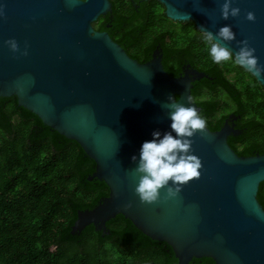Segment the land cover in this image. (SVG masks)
I'll return each mask as SVG.
<instances>
[{
	"label": "water",
	"instance_id": "95a60500",
	"mask_svg": "<svg viewBox=\"0 0 264 264\" xmlns=\"http://www.w3.org/2000/svg\"><path fill=\"white\" fill-rule=\"evenodd\" d=\"M174 21H192L213 34L230 24L236 36L223 42L236 51L247 38L264 65V0H233L239 15L220 16L223 0H157ZM0 96L21 106L64 136L76 140L96 162L89 179L104 180L109 194L93 208L79 210L73 234L87 225L109 233L117 214L144 234L167 242L177 264L211 257L215 264H264V153L239 155L227 137L241 130L226 123L207 125L191 137L200 176L182 185L176 197L141 203L133 189L138 173L130 159L153 129L168 130L167 98L200 106L192 99V78L169 74L154 53L140 62L94 22L112 10L110 0H0ZM251 10L255 20L245 19ZM15 38L13 52L4 41ZM27 48V54L23 50ZM198 72V71H197ZM205 76L198 73L197 77ZM255 79L264 90V72ZM190 98V99H189Z\"/></svg>",
	"mask_w": 264,
	"mask_h": 264
},
{
	"label": "trees",
	"instance_id": "16d2710c",
	"mask_svg": "<svg viewBox=\"0 0 264 264\" xmlns=\"http://www.w3.org/2000/svg\"><path fill=\"white\" fill-rule=\"evenodd\" d=\"M121 6L129 10L132 2L116 0L115 20ZM143 6L151 19H158L153 34L158 33L157 40L164 52H169L173 47L163 35L172 32L170 36L176 41L179 37L175 38L164 5L149 0ZM183 26L186 33L187 30L196 33L186 34L183 42L193 51L192 62L216 79L213 83L204 78L201 86L192 90V98L201 107L200 115L206 125L217 130L229 111L240 114L237 126L242 134L231 140L230 146L239 155L263 154L262 85L231 62L213 64L194 23L190 21ZM126 39L125 36L123 40ZM165 66L170 74H177ZM220 91L231 97L233 105L223 107ZM220 109L223 110L216 121ZM95 169L96 162L76 140L19 105L15 95L0 96V264H177L169 244L147 236L122 214L107 222L109 233L96 230L93 224L79 234L71 232L78 211L93 208L109 194L104 180L89 179ZM257 197L264 207V181ZM213 263L211 257H204L203 263L196 257L190 261V264Z\"/></svg>",
	"mask_w": 264,
	"mask_h": 264
},
{
	"label": "clouds",
	"instance_id": "9594fccd",
	"mask_svg": "<svg viewBox=\"0 0 264 264\" xmlns=\"http://www.w3.org/2000/svg\"><path fill=\"white\" fill-rule=\"evenodd\" d=\"M3 8L4 5L0 4V16L4 15ZM239 13L240 8L233 0H223L220 4L222 19L227 20L229 16L235 17ZM245 19L255 20L254 12L246 11ZM200 36L213 64L231 62L245 74L254 77L264 72V65L258 63V57L254 55L255 49L249 45L247 38L236 41L239 45L236 51L223 43L235 39L236 34L230 24L219 26L215 34L201 26ZM4 43L13 52L19 50L15 38H8ZM23 54H27L26 47ZM167 108L168 130L162 133L160 129H153L151 139L142 141L138 154L134 153L130 157L135 162L134 171L139 174L133 191L141 203L157 201L162 188L165 199L176 197L182 185L200 176L202 164L200 158L191 150V137L197 131L203 133L206 120L191 104L181 103L174 96L167 98Z\"/></svg>",
	"mask_w": 264,
	"mask_h": 264
},
{
	"label": "flooded vegetation",
	"instance_id": "af4514ba",
	"mask_svg": "<svg viewBox=\"0 0 264 264\" xmlns=\"http://www.w3.org/2000/svg\"><path fill=\"white\" fill-rule=\"evenodd\" d=\"M110 1L112 3V10L107 12V14H102L98 17V19L94 22V27L96 30L106 31L111 36V38L117 43H119L131 57L137 59L140 62H146L151 60L154 53L157 52V55L161 56V60L164 65V68L166 69L165 64H167L173 71L177 73L176 75L174 74L171 75L173 76L187 75L190 78H192V90L195 89V87L197 86L200 87L202 79L204 78L215 83L216 81L215 77L207 73L205 70H202L192 62L194 61L193 51L189 48V46L183 45V42H185L186 40V36H187L186 34L188 33H192L193 35L196 34L195 30H187L188 33H186L183 25L187 22L174 21L172 19H171L172 22L171 21L168 22L171 25L170 26L171 29L176 32L175 38L179 37V40L178 41L173 40V38L170 36L172 32L170 33L167 32L165 35H163L165 41L168 42L171 47H173L169 52L165 53L161 42L157 40L158 33L153 34L154 27L155 26L158 27V23H157L158 19L157 18L151 19L149 11L146 10L145 6H143V3H146L149 0H130L132 2V6L129 8V10L126 8V6L124 7L121 6V11L119 13L117 20H115V15H114V3L116 2V0H110ZM131 24L133 25L132 28H130ZM102 27L104 28L101 29ZM197 31L200 33L198 29ZM125 36L127 37V39L123 40ZM153 38L154 40L151 42L150 39ZM178 59L181 61L180 67H179ZM198 73H204L205 76L198 78L197 77ZM230 76L233 77L234 72H232ZM205 90L206 89H204V92L205 94H207ZM219 95L221 96L222 102H225L222 104L223 107L233 105L234 101L231 99L229 95H226L225 91H220ZM222 95H225L229 99V101L225 100ZM222 110L223 109H220V111L216 112L215 115L216 121L220 119ZM240 118H241L240 114H237L236 112L231 110L227 113L226 117L224 118L222 126L226 123V119H228L229 124H231L235 129L242 131V129L237 126L238 120ZM241 134L239 135H235L234 133L229 134L227 137L228 143H230L231 145L230 141L238 139V137ZM160 242H164L166 246L168 244L165 241H160ZM196 258H198L199 263H203L204 257H196ZM188 264H190V262ZM213 264H215V262Z\"/></svg>",
	"mask_w": 264,
	"mask_h": 264
},
{
	"label": "rangeland",
	"instance_id": "374dc122",
	"mask_svg": "<svg viewBox=\"0 0 264 264\" xmlns=\"http://www.w3.org/2000/svg\"><path fill=\"white\" fill-rule=\"evenodd\" d=\"M223 96V98L225 99V100H228L229 101V99L225 96V95H222Z\"/></svg>",
	"mask_w": 264,
	"mask_h": 264
}]
</instances>
